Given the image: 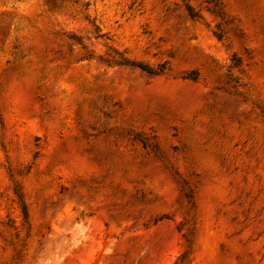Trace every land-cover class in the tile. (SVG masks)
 I'll use <instances>...</instances> for the list:
<instances>
[{"label":"rangeland","instance_id":"1","mask_svg":"<svg viewBox=\"0 0 264 264\" xmlns=\"http://www.w3.org/2000/svg\"><path fill=\"white\" fill-rule=\"evenodd\" d=\"M0 264H264V0H0Z\"/></svg>","mask_w":264,"mask_h":264},{"label":"trees","instance_id":"2","mask_svg":"<svg viewBox=\"0 0 264 264\" xmlns=\"http://www.w3.org/2000/svg\"><path fill=\"white\" fill-rule=\"evenodd\" d=\"M187 11H188V14L190 15V17L194 18V17H198V14L197 12H195L192 8H190L189 6L187 7ZM117 63H122V64H130V65H134V66H137L139 67L140 69L146 71V72H149V73H156V72H160L162 71V65L160 67H158L156 70L152 69L150 66H148L147 64L145 63H141V62H135L133 60H127L125 58H123L121 60L118 59L116 60ZM193 77V76H192Z\"/></svg>","mask_w":264,"mask_h":264}]
</instances>
